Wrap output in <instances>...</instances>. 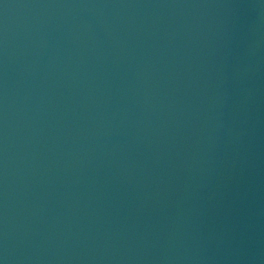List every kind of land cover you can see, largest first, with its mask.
<instances>
[{
    "label": "water",
    "instance_id": "95a60500",
    "mask_svg": "<svg viewBox=\"0 0 264 264\" xmlns=\"http://www.w3.org/2000/svg\"><path fill=\"white\" fill-rule=\"evenodd\" d=\"M0 264H264V0H0Z\"/></svg>",
    "mask_w": 264,
    "mask_h": 264
}]
</instances>
